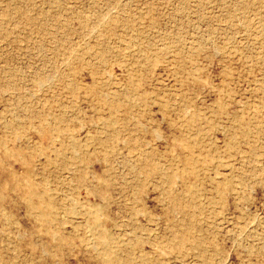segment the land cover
<instances>
[{"label":"rangeland","instance_id":"374dc122","mask_svg":"<svg viewBox=\"0 0 264 264\" xmlns=\"http://www.w3.org/2000/svg\"><path fill=\"white\" fill-rule=\"evenodd\" d=\"M0 264H264V0H0Z\"/></svg>","mask_w":264,"mask_h":264}]
</instances>
